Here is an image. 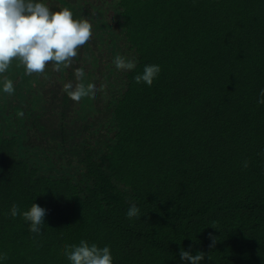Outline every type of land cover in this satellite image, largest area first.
<instances>
[{
    "label": "trees",
    "instance_id": "trees-1",
    "mask_svg": "<svg viewBox=\"0 0 264 264\" xmlns=\"http://www.w3.org/2000/svg\"><path fill=\"white\" fill-rule=\"evenodd\" d=\"M39 2L93 35L62 72L29 76L14 59L0 75V264H71L81 240L113 264H185L181 248L264 264V0ZM149 64L161 72L137 84ZM80 67L97 91L77 103L63 85ZM32 203L47 210L35 239L11 216Z\"/></svg>",
    "mask_w": 264,
    "mask_h": 264
},
{
    "label": "clouds",
    "instance_id": "clouds-1",
    "mask_svg": "<svg viewBox=\"0 0 264 264\" xmlns=\"http://www.w3.org/2000/svg\"><path fill=\"white\" fill-rule=\"evenodd\" d=\"M92 35L93 25L90 20L74 19L72 11L67 7L53 11L39 0H0V75L8 71L14 59L19 61L29 76L44 74L49 64L53 66V71L62 72L72 65L80 48L90 41ZM113 64L120 71H131L137 66L135 58L121 55L113 59ZM160 72L159 65H145L143 72L134 79L137 84L143 82L151 86ZM74 75L78 81L75 85L72 82L63 85L67 96L77 103L86 97L94 98L96 85H85L82 82L84 68L75 69ZM3 91L9 95L14 93L12 80L4 79ZM259 96L258 103L264 104V89H261ZM247 166L248 162L245 161L244 167ZM46 211L39 204L32 203L29 210L21 213L18 205L13 204L11 216L22 215L35 239L43 234ZM139 215L140 209L131 204L126 212L127 218H137ZM209 239V248H215L217 237L210 233ZM64 254L71 264H113L109 246L98 247L85 240H81L79 245L66 246ZM179 255L185 264H201L206 254L199 251L193 255L191 250L181 248ZM7 258V253H0V261Z\"/></svg>",
    "mask_w": 264,
    "mask_h": 264
}]
</instances>
